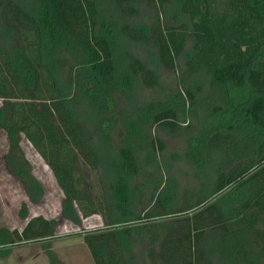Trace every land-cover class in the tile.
<instances>
[{
  "label": "trees",
  "instance_id": "16d2710c",
  "mask_svg": "<svg viewBox=\"0 0 264 264\" xmlns=\"http://www.w3.org/2000/svg\"><path fill=\"white\" fill-rule=\"evenodd\" d=\"M137 1L41 0L29 10L0 0L7 169L31 202L42 200L45 188L23 149L26 139L65 194L63 215L76 223L102 216L104 226L84 233L92 264H130L127 252L145 232L155 264H264V0H145L155 9L151 25L135 23ZM116 24L118 34L152 49L157 67L179 72L176 101L138 99L136 84L155 88L160 76L133 51L116 52V35H110ZM206 86L221 89L223 103L213 105L206 129L191 135L192 124L183 127L180 112L185 104L193 109ZM159 130L192 137L189 147L195 140L188 163H194L201 189L211 188L191 199L185 188L175 207L173 188L161 180L149 183L152 203L138 214L135 203L149 187L136 182L138 154L147 147L165 150ZM96 136L108 155L117 156L110 195L78 187L80 166L102 164ZM208 158L215 165L205 174ZM148 160L161 168L156 156ZM20 217L27 220L22 230L0 226V256L15 245L56 238V220L32 216L26 204ZM57 263L52 255L51 264Z\"/></svg>",
  "mask_w": 264,
  "mask_h": 264
},
{
  "label": "rangeland",
  "instance_id": "374dc122",
  "mask_svg": "<svg viewBox=\"0 0 264 264\" xmlns=\"http://www.w3.org/2000/svg\"><path fill=\"white\" fill-rule=\"evenodd\" d=\"M21 5L29 10H37L41 0H16ZM110 7L108 13H113V7L109 2L106 3ZM140 8L139 14L135 17V23L138 25H151L154 21L155 9L145 0L137 1ZM107 9V8H106ZM167 14H173L172 7L166 9ZM117 21V20H116ZM170 23V22H169ZM117 24L111 29L110 35H116L114 43L116 52L129 49L133 51L148 65L155 67L160 76V83L155 88H148L141 83L136 84V95L142 103L151 100H172L176 101L179 98V72H168L157 67L155 57L151 54L150 48L144 44H135L122 34H118ZM191 41L187 49H190ZM203 97H198L199 103L192 109V104H185L181 113L182 126L192 124L191 135H198L202 129H206L207 125L211 123L213 117V105L223 103L222 90H212L209 86L205 88ZM187 103V102H186ZM2 101L0 100V105ZM125 103L120 108H127ZM187 107V108H186ZM191 107V110H190ZM249 125V123H244ZM246 129H249V126ZM257 131V129H256ZM264 132L263 130L261 133ZM160 137L166 144L163 152L156 151L147 147L144 151L139 152V159L142 163V170L137 183H155L163 181L168 184L173 190L172 201L173 205L179 206L182 203L180 193L189 188L192 192L189 199L193 196L199 195L209 191L210 187L201 189L202 182L196 178V170L194 163H188V152L196 153V146L194 141L189 147V141L184 136H171L166 131H158ZM242 132L239 131L241 135ZM189 140V141H188ZM96 146L99 148L102 158V164L98 169H92L85 166H80L77 175L82 180L78 187L84 194L92 196L105 193L111 194L112 175L119 172L116 165H112L117 159L114 151L108 155L106 148L100 143L98 136L94 138ZM114 141L121 144V138L116 132L114 134ZM23 149L33 166V174L39 179L45 188V195L39 203H33L27 196L23 185L12 175L7 169L5 155L9 149L7 134L4 129H0V226H9L10 228L23 229L27 220L20 217V210L26 204L29 213L33 215L43 214L47 218L56 220L57 226L55 228L56 238L43 240L40 242H31L27 244H20L11 247L10 253L7 256H0V264H51V256L54 255L60 264H92L93 258L91 252L84 241V233L91 229H96L104 226L103 218L100 214H94L88 218H83L80 223H76L66 218L62 213L63 200L65 194L61 189L54 173L39 155L33 145L26 139L22 140ZM158 146V145H157ZM159 147V146H158ZM208 152V151H207ZM152 154L159 158L161 168L156 163L148 160L149 155ZM214 160L208 158L205 167V174L215 165ZM211 171V170H210ZM137 203H135V210L138 214H144L145 210L149 208L152 201L151 189L152 185L143 188ZM194 193V194H193ZM144 198V201L142 199ZM117 215V213H116ZM134 220H132L133 222ZM151 234L145 232L143 235L136 237V241L130 251L127 252V257L130 264H155L148 256L145 248ZM58 264V263H57Z\"/></svg>",
  "mask_w": 264,
  "mask_h": 264
}]
</instances>
